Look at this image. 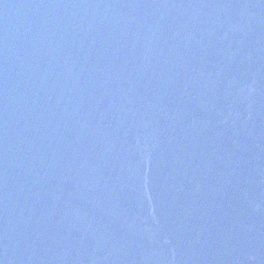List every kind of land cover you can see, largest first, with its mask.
<instances>
[{"label":"water","instance_id":"water-1","mask_svg":"<svg viewBox=\"0 0 264 264\" xmlns=\"http://www.w3.org/2000/svg\"><path fill=\"white\" fill-rule=\"evenodd\" d=\"M0 264H264V0H0Z\"/></svg>","mask_w":264,"mask_h":264}]
</instances>
